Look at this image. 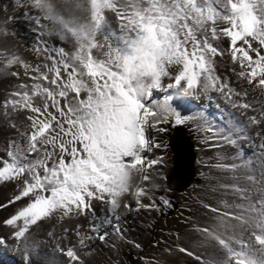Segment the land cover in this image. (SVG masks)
<instances>
[{
    "label": "snow or ice",
    "instance_id": "6c2138e0",
    "mask_svg": "<svg viewBox=\"0 0 264 264\" xmlns=\"http://www.w3.org/2000/svg\"><path fill=\"white\" fill-rule=\"evenodd\" d=\"M32 3L51 22L53 32H70L76 38L78 51L74 60L83 71L68 62L63 48L49 49L45 42L37 50L56 54L46 57L53 61L52 66L45 65L54 73L51 84L55 88L31 86L32 94L44 98L43 108L33 106L29 92L13 93L20 98L8 102L36 113L28 117L33 131L27 136L26 151L41 153L38 159L28 163L12 152L8 153L10 161L0 158V180L28 174L20 194L9 204L33 197L5 221L17 226L14 233L17 239L24 238L31 225L58 209L63 215L83 212L90 207L91 199H104L106 194L110 197L107 202L113 208L118 207L117 198L129 190L126 186L129 172L144 173L142 179H149L147 169L157 161L147 160L143 155L152 147L146 132L163 119L153 107L156 103L152 100L153 90L161 88L162 77L168 75L166 66L173 64L182 65V71L175 78L176 85L186 80L187 87L193 88L202 73L207 81L205 87L214 84L212 57L222 52L209 43L208 32L214 39L221 34L227 37L233 60L245 69L240 75L264 88V0H163L162 3L152 0L155 12L146 9L139 19H133L132 12L116 8L117 18L122 21L119 31L112 30L104 20L103 10L112 7L108 0L103 3L92 0L93 28L87 33L83 28L77 31L69 27L68 19L62 14L63 6H58L55 0H32ZM216 4L220 5L219 10ZM40 20V16L33 18L38 28ZM217 21L227 25L220 33ZM208 22L211 26L204 27ZM97 31L102 33L101 40L95 37ZM200 31L204 35L198 39L196 33ZM254 43L258 46L254 47ZM93 49L98 50L97 57L93 56ZM61 67L66 79L61 76ZM69 68L72 70L68 71ZM34 71L39 72V66ZM85 75L88 81L83 79ZM35 79L47 80L48 76L41 73ZM82 91L87 95L80 99ZM69 93L75 95L69 98ZM60 98L65 101L63 108ZM49 101L62 120L48 111ZM182 122L177 113L175 123ZM65 153L71 157L68 163L63 159ZM54 155L60 159H53ZM50 159L51 167L48 166ZM40 168L44 169L43 175L38 171ZM139 191L142 193L143 189ZM6 206L0 204V207ZM254 210L259 215L254 227L260 232L254 233L255 241L264 246V200ZM18 221L22 224L18 225ZM202 231L210 232L207 228ZM218 242L227 249L234 264H264V257L248 255L245 258L243 251L233 250L225 240ZM66 255L78 259L72 250Z\"/></svg>",
    "mask_w": 264,
    "mask_h": 264
},
{
    "label": "rangeland",
    "instance_id": "374dc122",
    "mask_svg": "<svg viewBox=\"0 0 264 264\" xmlns=\"http://www.w3.org/2000/svg\"><path fill=\"white\" fill-rule=\"evenodd\" d=\"M8 1H10V11L9 9L6 11L9 13H19L20 9L26 5V17L22 20L11 21L17 23L18 26L14 30L18 35L20 34L27 47L33 45L37 49H42L46 42L49 49L63 48L65 52L72 55L68 62L81 69L79 62L74 60V54L78 51V42L70 32H66L70 37V45H68L60 36L63 32L60 35L52 33L51 22L44 19L42 13H38L32 0ZM62 1L68 2L70 6L72 3H77L75 6H82V3L79 2L81 0ZM112 1L119 3L117 0ZM132 1L131 5L136 9L135 13L142 10L141 13L144 14V10L149 7L152 12H155L152 0H147L148 4L144 7L145 9L140 7L139 2ZM99 2L103 3L104 0H99ZM159 2L162 3L163 0H159ZM130 8L128 4L121 5L122 10L127 11ZM217 8H220L219 4H217ZM103 12L114 16L111 7L105 8ZM73 13L78 15L77 12ZM87 13L88 11L79 14L82 17L81 20L77 17L69 18V27L77 29V31L83 28L86 33L89 32L93 28L92 10L90 14L87 15ZM36 16L41 17L39 28L33 22V18ZM26 22L28 23L27 29L21 32L24 30ZM45 25L47 27H44ZM96 33L95 35H97ZM14 40L17 39L14 38ZM39 52H41V57L29 53L25 59L34 57L43 63L46 60L48 65L53 64V61L46 57L55 56L54 52ZM92 54L97 57L98 50L93 49ZM214 69L215 65L213 64L211 75L215 77L214 84L205 87L207 81H199L200 91H216L217 86L221 83V77L214 74ZM47 76L48 79L45 81H51L54 78V73H48ZM181 91L183 92L179 85H173L171 88L165 85L160 89L153 90L152 100L156 101L153 107L160 112L163 119L155 127L147 129L146 135L151 137L152 147L143 155L147 160L157 161V163L147 169L146 174L149 179L141 178L139 184H136L131 202L126 207L127 213L118 214L115 210L112 211L108 224L92 229L90 233L92 238L88 246L83 245L81 237L76 241L78 244L74 243L68 247L57 246L56 243L53 244L55 246L53 247L49 243L41 241L42 245H38L41 243L29 240L27 237L21 238L20 247L17 249L5 246L10 251L0 255V264H228V261L233 264L234 259L229 257L227 249L220 245L218 240L223 239L230 248L240 251L241 243H244L243 239L237 237L238 240L233 244V239L236 236L234 238L230 236L234 234L236 223L250 225V228L245 232L249 237H252L253 231L256 230L247 217H254L258 214V210H254L256 203L253 196L259 183L256 173L264 172V164H259L260 158L248 150L251 148L253 150L257 145L264 154V129L259 128L262 118H255L257 111L249 119L240 117L235 110L238 104L232 100L227 101L229 106L226 107V109L231 108L232 110L220 111L219 114L208 111L210 106L200 103L196 105L192 103L190 107L186 108V105L178 99ZM17 92H29L31 97L33 95L38 97V95L32 94L31 86L29 88L21 86L9 90L8 98L18 100L20 97L13 95ZM245 103L243 102L241 106L247 105L245 108L254 110L251 104ZM177 113L183 121L181 124L175 123ZM216 118L223 121L219 128L215 126ZM221 130H225V132H221ZM177 131L183 133L179 134ZM182 135L188 136L194 145L195 178L185 191L171 193L165 186V176L172 167L173 159L169 143L177 136ZM240 138L251 139L250 143H243L246 150L243 149L226 157L225 147ZM258 142L260 145L257 144ZM27 146V139H25V145L21 149L24 156L19 155L24 163L35 161L41 156L40 152H33L34 155L32 152H27ZM209 149L211 151L207 152L206 150ZM254 156L258 157V163L253 161ZM58 159L60 158L58 157ZM140 189H143L142 193L139 191ZM168 196H172L170 198L173 201L172 204L177 205V208H173V211L166 215L162 202H168L166 199ZM210 208L217 209V211H211ZM204 228L209 229L210 232L202 231ZM220 229L224 231H220ZM223 233L226 234L223 235ZM216 243L221 246L219 254L214 248ZM248 244L251 252L256 251L253 242L249 241ZM208 247L210 249H207ZM181 249H186L187 252L181 251ZM68 250H72L78 259L73 260L68 257L66 255ZM225 253L226 255L220 258ZM248 255L250 254H247L245 258Z\"/></svg>",
    "mask_w": 264,
    "mask_h": 264
},
{
    "label": "bare ground",
    "instance_id": "6f19581e",
    "mask_svg": "<svg viewBox=\"0 0 264 264\" xmlns=\"http://www.w3.org/2000/svg\"><path fill=\"white\" fill-rule=\"evenodd\" d=\"M108 1L112 5L111 8L112 11H114V16H111L108 13L105 14V12H103V16L104 20L112 30L119 31V26L122 21L117 18L115 9H121V5L123 4L130 5L131 8L127 11L132 12L133 19H139L143 15V13H141L142 10L139 13L134 12L136 9L131 5L133 3L132 0H117L119 1V3H116V1L112 0ZM134 1L139 2L140 7L142 8L146 7V5L148 4L147 0ZM55 2L58 6H63L62 14L65 15L67 19L77 17L79 20H81L82 17L79 14H84L88 11V15L91 11V0L79 1L80 3H82L81 7L75 6L77 3H72V5L70 6L68 2H64L62 0H55ZM9 4L10 1L8 0H0V158H2L4 161L11 160L8 155L9 152L14 153L18 158H20L19 155L24 156V153H22L21 150L22 146L25 145V139H27L28 134L33 131V129H31L30 127L32 122L28 119V117L36 115V113H33L26 108H21L19 106L14 107L12 104L8 103L9 101L13 100H11V98H8V91L21 86L29 88L30 86L35 84H41L44 87L52 89L55 88V85L51 84V81L35 79V77L39 76L41 73H51L48 71V68H46L45 65H47L48 67H51L52 65H48L49 63L46 60L45 63H43L39 59H36L34 57L25 59V57L28 56L29 53L41 57V52H39L33 45L27 47L20 34L18 35L14 30L18 25L15 21L11 20L24 19L27 15V10H25L26 5L23 7L20 6L22 7V9H20L19 13H9L6 11V9H9L10 11ZM73 7L75 10L73 9ZM215 7H217V4L215 5ZM73 12H77L78 15H75ZM38 13L41 14V11L39 9ZM189 23H191V21ZM27 26L28 23L26 22L25 28L21 32L26 31ZM203 26L204 25H200V27ZM210 26L211 22H208L204 27ZM216 27L217 32L220 33L223 28L227 27V25L222 21H217ZM52 33H57L59 35L61 34V32L53 31ZM99 34L95 35L97 40L102 39V33ZM196 34L198 39L202 35H204L203 31L197 32ZM60 36L63 38L62 40L64 42L70 45V37L67 36L66 32H63V34H61ZM207 37L209 43L217 47L218 50L222 52V55L212 57L213 64L215 65L214 74L218 77H221V83H219L215 92L211 90L202 92L198 88L199 82L193 88H188L187 81H181L179 88L182 89L183 92L181 91L182 93L178 97V99L183 102L184 105H186V108L190 107L192 103L194 105L200 103L204 106H210V109L208 111L217 112L218 114L220 113V111H231V108L226 109V107L229 106L227 104V101L232 100L233 102H236L238 104L235 110L242 118L247 117L249 119L251 115H253L255 111H257V115L255 118H262V123H260L259 128L264 129V88H261L255 82L249 83L248 79L245 76L240 75V73L242 71H245V69H243L238 62L233 60L229 47L230 40L227 37L221 34L219 35V38L214 39L212 38L211 32L207 33ZM14 38L17 40L15 41ZM257 46L258 45L254 43V47ZM65 54L67 56V60L71 59L72 55L69 52L66 51ZM262 54H264L263 50ZM10 61L13 62L10 63ZM37 66H39V72L34 71ZM71 70V68L68 69V71ZM166 70L168 72V75L162 77V86L172 83H174L173 85H176L175 78L179 75L180 71H182V65H167ZM78 71H83V69L78 68ZM61 76L65 79L67 78L66 73L62 67ZM83 79L85 81H88V77L86 75L83 77ZM199 81H205V74H201ZM86 95L87 93L82 91L80 94L81 99H83ZM72 96H74V93H69V98H71ZM32 101L33 106H39L43 108L44 98L42 96L38 95V97H36L33 95ZM243 102L251 104L254 107V110L247 109L245 108V106H241ZM60 105L62 108L65 105V101L63 98H60ZM48 111L54 112V109L51 107L50 101ZM54 114H56L57 117L61 120L63 119L62 117H59V113L54 112ZM222 124L223 121L221 122L219 118H216L215 126L219 128L222 126ZM65 127H67V125H65ZM221 132H225V130H221ZM221 132L219 133L221 134ZM247 142L250 143L251 139L244 140L240 138L238 140H235L230 145H227L225 147L226 157H230V155H234L239 151H242L243 149L246 150L243 143ZM257 144L260 145V142H258ZM47 147L49 151H52L51 145H48ZM79 147L80 145L78 144L77 148L79 149ZM249 147L251 148V144ZM254 147L255 148L253 150H251V148L248 151H251L252 154L257 155L260 158L259 164H264V154H262V150L257 145H255ZM212 150H214V148H212ZM20 151L21 153H18ZM206 151L210 152L211 149ZM81 155H83V153H81ZM58 157V155H54L53 159L58 160ZM258 157L254 156L253 161H256V163H258ZM63 159L66 163H68L71 160V157L67 155V153H65ZM125 159L127 160L129 158ZM51 165L52 160L50 159L48 161V166L51 167ZM252 166L254 167V165ZM0 168H2V165H0ZM38 171L41 173V175L44 174L43 168L38 169ZM143 175L144 173L135 172H129L127 174L126 186L127 188H129V190L127 192H121L120 196L117 198L118 207L113 208L112 205L107 202L110 197H108L106 194L104 199H91L90 207L83 212H73L68 215H63L62 210L58 209L48 217H45L38 221L37 224L31 225L28 233L25 234V238L27 237V239L34 242L49 243V245L53 247H55L53 245L54 243H56L57 246L68 247L74 243H77L76 241H78V239L81 237L83 245L88 246L92 238V234H90L92 232V229L100 227L104 224H108L110 222L109 215L112 211L115 210V212L118 214L127 213L126 207L128 203L131 202V197L135 186L136 184H139L138 182L141 180ZM256 175L258 176L259 183L255 189L253 197L254 202L256 203L255 207L258 209L259 202L261 200H264V172L256 173ZM27 176L28 174L25 173L14 179L0 180V204L7 205L6 207H0V255L6 252L8 253V251H10L8 249L10 246L16 249L20 247L19 243L22 239H17L14 236L15 231H17V226L8 225L5 223V221L17 214L19 210L28 205L33 199L32 196L24 197L20 200H16L14 203L9 204V201L13 200L14 197L20 194L22 188L24 187V180ZM247 218L250 220V222L253 223H251L252 225H255L259 218V215L257 214L254 217L248 216ZM105 221L108 222L105 223ZM17 224H22V221H18ZM249 228V224L236 223L234 234L230 235L231 237L233 236L232 238L236 236L233 239V244H235V242L238 240L237 237H239L244 241V243L240 242V251H243L245 253V256L247 254H250L257 257H264V250H262L264 246H260L258 243H256L254 237V233L260 234L259 229L256 228V230L253 231L252 237H249L245 234V232ZM220 231L224 230L220 229ZM225 234L226 233H223V235ZM249 241L251 243H254L256 251L253 250V252H251L248 244ZM42 243L38 245H42ZM5 246H8V248H6ZM201 247L204 248L203 246ZM219 247L221 246L216 243L214 248L217 254H219ZM207 249H210V247H208ZM95 254L97 255L96 250ZM225 255L226 253L220 258H223ZM227 263L230 264V261H228Z\"/></svg>",
    "mask_w": 264,
    "mask_h": 264
},
{
    "label": "water",
    "instance_id": "95a60500",
    "mask_svg": "<svg viewBox=\"0 0 264 264\" xmlns=\"http://www.w3.org/2000/svg\"><path fill=\"white\" fill-rule=\"evenodd\" d=\"M172 167L165 176V186L171 193L185 191L195 178L194 145L188 136H177L169 143Z\"/></svg>",
    "mask_w": 264,
    "mask_h": 264
},
{
    "label": "trees",
    "instance_id": "16d2710c",
    "mask_svg": "<svg viewBox=\"0 0 264 264\" xmlns=\"http://www.w3.org/2000/svg\"><path fill=\"white\" fill-rule=\"evenodd\" d=\"M181 131H177V133H179V134H182V133H180ZM172 196H168V198L166 197V199H167V201L168 202H166V201H164V202H162V205H163V211H164V213H166V215L168 214V213H170V212H172L173 211V208H175L176 206L174 205V204H172L173 203V201H171V198ZM177 208V207H176ZM175 208V209H176Z\"/></svg>",
    "mask_w": 264,
    "mask_h": 264
}]
</instances>
